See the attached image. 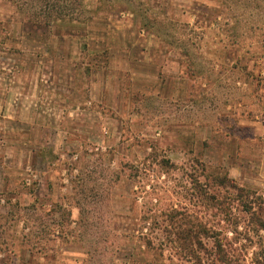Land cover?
<instances>
[{
  "label": "rangeland",
  "instance_id": "374dc122",
  "mask_svg": "<svg viewBox=\"0 0 264 264\" xmlns=\"http://www.w3.org/2000/svg\"><path fill=\"white\" fill-rule=\"evenodd\" d=\"M113 1L117 9L129 7L134 13L117 10L111 14L104 4L95 11L97 0H85L84 38L72 33L66 43L58 41L56 28L22 32L15 8L0 1V124L3 114L17 115L22 123L8 125L21 131L15 138L23 148L19 158L11 155L7 163L14 167V177L18 176L24 146L47 141L76 153L63 157L66 164L59 163L57 169H68L76 161L83 170L82 181L75 182L73 190L67 179L59 176V180L58 174L53 177L49 168L53 163L39 159L36 172L46 180L51 176V184L42 191L46 200L52 195L57 204L53 211L46 208L27 216L23 205L32 201L26 196L14 194L10 203L0 196V264H191L170 259L168 251L135 248L141 244L144 210L157 202L150 195L152 190L156 188L164 197L159 207L188 205L194 200L190 193L195 192L189 176L195 177V169L199 172L203 167L212 176L230 175L231 169H237L229 177L264 210V0H223L222 9V3L214 0ZM246 2L250 8L243 5ZM217 13L216 22L212 16ZM229 47L232 50L227 53ZM106 49L115 70L107 66L106 73L97 75L91 69L88 77L75 73L82 63L98 64L97 56ZM243 49L254 65L251 91L242 96L250 104L246 115L251 120H258L259 115L263 125L249 121L227 125L228 116L219 112L226 93L238 91L227 82L232 74L227 68L231 60L243 55ZM184 52L194 59L196 69L188 67L185 84L184 69L173 64L186 60ZM214 62L222 65L217 71ZM132 70L147 76L131 81ZM208 78L221 80L215 92L223 99L216 94L204 96L200 99L207 102L204 107L189 110V105L186 110L183 104L190 103L179 98L182 89L201 93L207 87L202 88L201 82ZM199 115L207 125H196ZM217 115L219 124H215ZM89 145L100 149H85ZM164 159L171 164L164 165ZM196 161L202 166H196ZM181 191L184 198L178 194ZM77 201L81 210L75 207ZM190 207L192 213L199 211ZM25 217L28 230L21 222ZM25 233L29 237L24 238ZM29 240L35 252L32 256ZM259 249H264V229L254 237L249 256Z\"/></svg>",
  "mask_w": 264,
  "mask_h": 264
},
{
  "label": "trees",
  "instance_id": "16d2710c",
  "mask_svg": "<svg viewBox=\"0 0 264 264\" xmlns=\"http://www.w3.org/2000/svg\"><path fill=\"white\" fill-rule=\"evenodd\" d=\"M5 1L7 5L15 8L17 11V21L21 31L25 33L41 32L44 33L52 28L58 29L59 42L66 43L68 35L74 33V37L84 38L83 32L85 31L84 20L82 18L85 0H0ZM218 3H222V8L225 6V1L214 0ZM97 0L96 10H100L103 4L106 6L105 10L111 12H117L121 10L122 13H132L129 7H118L113 0ZM131 2V1H130ZM246 8H250L248 2L243 3ZM128 6V5H127ZM258 10V7H254ZM220 12V11H219ZM134 13V11H133ZM132 13V14H133ZM113 14V13H111ZM220 13L214 14L212 20L216 21ZM211 20V21H212ZM218 20V19H217ZM217 22V21H216ZM146 25V23L144 24ZM18 26V25H17ZM78 31V32H77ZM65 33V35L63 34ZM65 36V39H64ZM238 44V43H237ZM235 45V44H234ZM66 46H63L64 50ZM232 50V47L227 49V53ZM244 50V49H243ZM109 50H104V53L95 60L98 64L84 66L82 63L75 73L79 76L88 77V74L93 69L97 75L100 72H107V61L109 59ZM185 59L193 64H187L189 70L195 69V61H192V57L184 52ZM248 51L244 50L243 55H239L236 61L228 60L231 63V67L227 68L232 71L231 76L235 79H239L244 83L246 90L251 91V80L249 79L251 70L254 69V65L251 61L247 60ZM62 60L65 57H61ZM60 58V59H61ZM194 60V59H193ZM194 66V67H193ZM222 65H219L221 68ZM253 67V69H251ZM198 74V72H197ZM240 75V76H239ZM242 75V76H241ZM191 77V76H190ZM195 78V77H193ZM261 81L264 84V78L261 77ZM80 87V86H79ZM260 96V91L257 92ZM247 102V101H246ZM248 103V102H247ZM250 106V104L248 103ZM261 107L264 111V105ZM247 116V115H246ZM234 122L233 125H235ZM92 146V147H90ZM93 148L96 150V146L89 145L85 149ZM78 151V148L74 152ZM72 154V153H71ZM33 157L35 164L39 159H45L49 163H60V154L55 153L52 149L42 147L34 150ZM164 165L171 164L170 159L163 160ZM196 166H202L201 161H196ZM175 166L174 164H172ZM172 166V167H173ZM78 170V172H75ZM82 168L77 164L70 163L69 175L70 183L77 182L79 184L82 181ZM196 178L189 176L194 184V193H190L194 200L188 205H180L178 203H172L169 208L159 207V202L164 200L156 188L152 190L151 194L154 195L156 203L154 205H146V216H144V225L141 229V235L139 236L140 245H137L138 250H142L143 246L150 249H157L161 251H168L170 253V259L178 258V260H184L191 264H264V249L259 251H253L252 256H249V248H252L254 243V237L264 229V210L262 206L257 205L254 201L245 197V190L239 186L233 178L229 177L228 173H224L222 176H212L207 174V171L203 167L199 172L195 169ZM203 178V181H202ZM33 191L34 188L32 187ZM155 192V193H154ZM238 193L233 194V193ZM178 194L181 197L189 195V190H185V195L182 191ZM136 202H137V197ZM37 202L38 199L36 200ZM32 202L26 207L27 216L31 212H44L46 205H37V202ZM81 210L80 201H77ZM194 202V204L192 203ZM176 205V206H175ZM198 207L199 214L192 213V207ZM54 208L51 211L58 208L57 204L52 205ZM178 207V208H176ZM42 208V209H41ZM60 211H65L63 207H59ZM30 212V213H29ZM51 215V214H50ZM70 215V214H69ZM207 216H210V220H206ZM25 226L29 225V218L25 217ZM65 218V216H64ZM61 224H64L61 221ZM60 225V224H59ZM62 226V225H61ZM147 230V232H144ZM26 237H29V233H25ZM170 234V238L163 239L162 235ZM28 252L30 256L35 255L33 247H31V241L28 242ZM136 244V243H135ZM34 253V254H33Z\"/></svg>",
  "mask_w": 264,
  "mask_h": 264
},
{
  "label": "crops",
  "instance_id": "0c3cea01",
  "mask_svg": "<svg viewBox=\"0 0 264 264\" xmlns=\"http://www.w3.org/2000/svg\"><path fill=\"white\" fill-rule=\"evenodd\" d=\"M113 59H114V57H113ZM168 63L170 64L172 62L169 61ZM173 64H176V65H178L179 68L184 69L183 70L184 73H183V77H182L183 78L182 83L185 84L187 81L186 73L188 71L186 60H182V61L177 60ZM106 65L108 66L109 69L115 70L114 67L112 66V63L109 61V59H108ZM127 65L130 66L128 63H127ZM219 65L220 64H218L217 62H214V71H217V66H219ZM143 72L144 71H140V70H132V72L130 74L131 81L138 79V78H145L147 76V73H145V72L143 73ZM149 72H151V71H149ZM163 72H165V70ZM198 73H199V70H198ZM228 81H229V84H231L232 86L234 84L235 88L239 92L238 91H229V93H226V96L224 97L225 101H223L224 107L219 110L221 115L228 116L229 123H227V125H233L234 122H236L235 124H237V125H247L248 121L251 122V124H253V125H256V124L263 125L262 119L260 118L259 115H257L255 117V118H258V120H255V119L251 120V118L249 116H246L247 109H248L249 105L244 100V98H242V96L243 95L245 96L244 93L247 91L246 90L247 86L244 83L240 82L239 79H235L234 77L232 79V76H229V78L227 79V82ZM219 82H221L220 79L219 80L218 79L210 80L209 78L206 80V83L201 82L202 88H203V86H207V87H205V89H203V92H201V93H196L195 91H192L191 88L188 89V87H186L185 90L182 89L183 91H181L179 98L183 99V101L188 100V103H190V104H183L184 108L187 110L186 106H189V105L191 106V107H188L189 110L193 109V108L197 109L198 106L204 107V105H206L207 102H201L200 99L203 98L204 96L215 95L216 94L215 90H216L217 84H219ZM216 95H218V94H216ZM218 96H219L220 100L223 99L220 97V95H218ZM184 103H187V102H184ZM84 107H80L81 111L87 112L86 109H83ZM211 110H213V109L211 108ZM1 111H3V105L0 106V112ZM4 112H5V109H4ZM213 112H215V111L213 110ZM256 112H259V110H257ZM0 114H2V113H0ZM7 116H9V115L3 114V120H2L3 123L1 122V124H0V178H1L0 192H2V194H0V196H4L5 199L7 200V202L10 203L13 195L20 193V195L26 196L32 202H35L38 199L39 202L36 201L37 204L41 205L43 203V205H46V208H48V210L50 211L52 208H54L52 205H55V203H54L55 201L51 200L52 195L49 196V198L46 200V198H45L46 195L43 193L42 189H44V186L47 183L51 184L50 183V182H52L51 176H49L48 179L46 180L44 175L36 172L35 167H36L38 162L35 164V159L33 157L34 150L42 148V147H47L48 149H52L55 153H57V154L59 153L60 154V161H59L60 165L66 164L65 161H63V157H69V156L76 154V153L70 154L69 153L70 151L65 150L63 145H62V147H58L57 145L49 144L47 141H43L42 144L38 143L39 141L38 142L32 141V142H30V145L24 144L25 146H27L29 148L26 150V148L24 146L25 151H24V155L22 157L23 159H21V161H22V164L20 165L21 169H20V171H18L19 175L14 177V172H13L14 167H12V165H8V163H7L9 160L8 158L11 155L13 156V158L14 157L19 158V154L21 153V149L23 147L19 143V140L17 141L15 138L21 134V131H19V129H17L16 127L11 128L8 125H20L22 123L20 121V118L17 117V115L10 116V117H7ZM238 118H239V120L237 121ZM197 119H198V123L196 125H207L205 120L200 115H199V118L197 117ZM84 121H86V120H84ZM185 121H188V120H185ZM215 124H219L218 115L216 117ZM11 137H13V140H10ZM63 142H66L68 144L66 139H64ZM76 145H78V143ZM82 148H83V146L78 147V151H80ZM11 149H13V152H14L13 154H10ZM99 149L100 148L98 146H96V150H99ZM263 152H264V147H263ZM243 156L245 157V154H242V157ZM263 156H264V153H263ZM14 161H15V159H13V163H14ZM6 164L10 167L7 168ZM58 164H59L58 162L53 163V165H52L53 167L51 168V165L49 167L51 169V173L53 174V177H54V174H58V178L60 176L63 178V180L67 179L68 182H70L69 168L67 169L65 167L63 170L62 169L59 170L56 168V166ZM63 171H65L66 173L64 174ZM75 172H78V170H75ZM235 172H237V169H235V168H233V170L231 169L230 175L234 176L236 174ZM54 178H56V176ZM59 180H60V178H59ZM32 187L34 188L33 191L31 190ZM48 188H49V186H48ZM261 192L264 194V176H263V181L261 183ZM1 200H4V199H1ZM31 203L30 202L24 203L23 210H26V207L29 206ZM15 204H17V203H15ZM63 205H68V204L64 203ZM69 206H70V208L72 207L71 205H69ZM75 207L78 209L80 208L78 206V204ZM21 222L23 223V226L25 227V223H26L25 220L23 219V220H21ZM26 230H28V229H26ZM23 237L26 238V234H24Z\"/></svg>",
  "mask_w": 264,
  "mask_h": 264
}]
</instances>
